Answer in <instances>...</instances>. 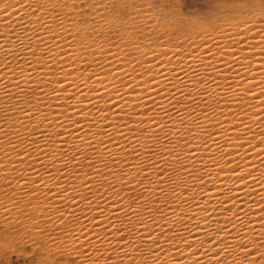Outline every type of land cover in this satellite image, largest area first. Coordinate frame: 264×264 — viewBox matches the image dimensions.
Wrapping results in <instances>:
<instances>
[{
  "label": "bare ground",
  "instance_id": "1",
  "mask_svg": "<svg viewBox=\"0 0 264 264\" xmlns=\"http://www.w3.org/2000/svg\"><path fill=\"white\" fill-rule=\"evenodd\" d=\"M140 1L0 0V236L40 264H264V12Z\"/></svg>",
  "mask_w": 264,
  "mask_h": 264
},
{
  "label": "rangeland",
  "instance_id": "2",
  "mask_svg": "<svg viewBox=\"0 0 264 264\" xmlns=\"http://www.w3.org/2000/svg\"><path fill=\"white\" fill-rule=\"evenodd\" d=\"M139 3L145 4V6L148 4L149 8L154 9L155 14L157 12L156 15H159L158 17H161L164 21L169 20V23H173L177 19L183 20L189 18L205 21L209 19L211 15L223 17L228 15V9L241 8L243 13H248L247 15H255V13L259 14L264 12V8L261 7V0H143V2L140 1ZM160 11L162 12L160 13ZM2 228L3 226L0 222L1 233L3 232L1 231ZM0 264L40 263L39 259L36 257V253L31 249L30 245L26 243V240H22L21 243L17 236H4L3 234L0 236Z\"/></svg>",
  "mask_w": 264,
  "mask_h": 264
},
{
  "label": "snow or ice",
  "instance_id": "3",
  "mask_svg": "<svg viewBox=\"0 0 264 264\" xmlns=\"http://www.w3.org/2000/svg\"><path fill=\"white\" fill-rule=\"evenodd\" d=\"M261 7L264 8V0H261Z\"/></svg>",
  "mask_w": 264,
  "mask_h": 264
}]
</instances>
